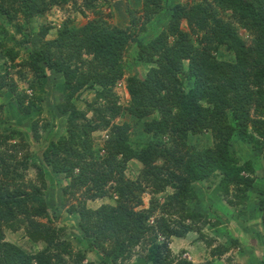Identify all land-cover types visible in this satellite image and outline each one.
I'll use <instances>...</instances> for the list:
<instances>
[{
  "label": "trees",
  "instance_id": "trees-1",
  "mask_svg": "<svg viewBox=\"0 0 264 264\" xmlns=\"http://www.w3.org/2000/svg\"><path fill=\"white\" fill-rule=\"evenodd\" d=\"M70 1L0 0V20L21 36L16 40L2 30L0 53L13 68L23 48L26 57L20 65L31 73L27 81L31 95L6 81L7 72L0 75V89L7 88L14 97L12 115L13 111L23 117L33 110L40 113L41 98L34 93L44 89L46 79L61 76L63 99L54 108L66 122L63 136L51 139L49 132L39 158L35 156L37 161L29 156L23 133L6 132L2 126L8 127V122L0 119V264H126L136 248L142 250V259L134 263L192 264L173 255L170 240L194 231L204 241V226L229 238L228 245L212 249L211 258L223 256L232 247L241 249V237L219 227L227 218L222 220L211 205L203 214L189 204L198 201L197 183L217 180L214 194L221 193L229 206L249 202L254 188L264 229V190L253 186V163L264 149V0L172 5L165 0H141L139 16L127 5L130 25L141 23L140 31L164 8L169 12L166 26L146 43L100 18L77 28L65 24L51 38L47 28L28 29L35 17ZM94 1L81 0L86 9L93 8ZM19 17L22 23H13ZM182 21L188 31L181 28ZM235 23L247 32L248 41ZM129 42L137 46L136 61L152 66L143 79H126L129 105L125 111L142 123L144 133L138 148L130 140V125L116 121L122 107L113 93L124 76L122 57ZM6 43L12 45L6 47ZM221 47L232 60L217 58ZM86 89L94 93V99L80 110L74 100ZM29 128L32 139L39 142L37 119ZM95 132H106L100 148L94 145ZM206 132L212 147L202 145ZM190 137L196 138L194 143ZM234 142L244 145L251 158L241 162L230 150ZM132 160L140 169L135 179H128L126 165ZM43 167L69 179L62 194H82V200L67 209L76 223L72 237L79 242L77 251L63 237L64 227H56L48 216L56 207L45 193L52 184L46 182ZM31 168L38 184L26 179ZM168 190L170 194L160 200L158 196ZM142 195L149 196L148 207L139 209ZM104 198L115 204L97 208L87 204ZM44 218L45 223L39 221ZM4 229L23 231L43 249L25 252L5 239ZM260 239L256 245L262 247ZM89 253L95 260L88 258ZM251 264H264V259Z\"/></svg>",
  "mask_w": 264,
  "mask_h": 264
},
{
  "label": "rangeland",
  "instance_id": "rangeland-1",
  "mask_svg": "<svg viewBox=\"0 0 264 264\" xmlns=\"http://www.w3.org/2000/svg\"><path fill=\"white\" fill-rule=\"evenodd\" d=\"M202 0H165L164 3L166 5H172L175 3H195L201 2ZM127 5L136 9V16L140 15L141 8V0H95L92 3V7L90 9H86L81 0H72L67 5L61 7H52L49 11H47L44 15L35 17L31 21V25L28 29L32 32H37L42 28H47L48 38L51 36H55L56 33L61 29L63 25H68L70 27H80L84 25L88 20L93 18H100L105 21L110 26H115L122 29H128L131 33H133L134 37L142 42H148L154 38L163 28L166 26L169 20V12L166 8L163 9L158 15L154 17V19L146 25L145 31H140L141 23H138L135 27H132L129 22V16L126 12ZM80 12L84 13V16L80 14ZM99 13V14H97ZM225 18H227L225 16ZM228 19V18H227ZM13 23H22V19L19 17L15 19ZM236 28H238L239 34L248 41V34L243 29H240L235 23ZM181 28L185 31H188V26L186 22L182 21ZM4 30L8 35H14L16 40H21V36L14 33L11 25L7 24V22H3L0 20V42L2 39L1 31ZM33 37V36H31ZM35 37L32 38L34 40ZM193 39H196V36H193ZM11 43H6V47L11 46ZM137 46L134 42H129L126 46V49L123 53L122 57V66L124 76L121 80H119L113 88V93L117 97L118 104L122 107L121 114L117 117L118 123L126 122L130 125V140L134 146V148H138L140 146V142L144 140V133L142 132V123L137 121L136 118L126 113L125 108L129 105V95L126 90V79L128 77H137L139 79H143L148 72V70L152 67L149 64L140 63L136 61ZM25 51L20 49L21 58H18L15 61V67H9L10 64L2 57L0 53V75H5L7 72L6 81H10L16 85V90L18 92H25L28 95H31L27 90V81L31 78V73L27 67L21 66L20 62L25 59L26 54ZM217 58L220 60H232L233 58L229 56V54L221 47L217 51ZM184 66L187 67V62H184ZM62 78L61 76H52L48 80H45L44 89H37L34 93L35 96L41 98V102L39 103L41 106L40 113H37L35 110L32 111L30 115L27 117H23L21 114L15 115L13 111L10 109L11 103L14 101L13 95H11L7 88L0 89V119L8 122V127H3L7 131L17 130L23 133L25 140L28 141V154L32 157L33 160H37L39 158V151L44 147V142L46 140L49 132L52 135L51 139H56L57 137L63 135L65 133L66 122L65 117L58 114L56 109L54 108L56 104L62 102L63 92H62ZM187 89V87H186ZM185 89V90H186ZM11 95V96H10ZM94 99V93L90 90H83L79 97L74 100V104L80 110H85L86 102H90ZM13 106V105H11ZM16 112V111H15ZM90 116V114H89ZM37 119L39 123V132L41 134V139L39 142H36L32 139L29 123L33 120ZM20 121V122H19ZM106 132H95L93 133L94 145L96 148H100L105 139ZM202 145L204 147H212L213 141L209 134V132L204 133L201 137ZM190 143H194L196 138L190 137ZM230 150L235 153V155L242 162L245 158H251V153L244 145L234 142L231 145ZM27 151V150H26ZM21 154H24L22 152ZM102 154V152H100ZM37 158H36V157ZM38 161V160H37ZM254 170L255 173L253 178H256V185L261 186L259 188H264V149L262 154L259 155V159L254 161ZM140 165L138 162L132 160L128 162L126 165L125 176L128 179H135L139 172ZM44 177L47 183L52 184V188L48 187L45 191L50 200H53L54 207L56 209H50L48 211V216L52 218L53 224L57 227H64L63 237L72 243L73 251L78 250L79 242L72 237V233L75 231V220L68 214V208L72 204H76L78 200H82V194L77 193L75 196L72 195H64L62 194V189H64L69 184V179L63 176H59L50 172L48 167H43ZM26 179L31 180L32 182L38 184L36 171L35 169L27 170ZM217 180L210 182H203L194 185V188L199 190L197 186L201 187V191H204L205 196L210 193L211 188L215 186ZM170 190L166 193L159 195V199L170 194ZM210 196L214 199L215 194L211 193ZM221 196V195H219ZM143 204L139 209H144L148 207V195H142ZM209 199V198H208ZM223 200V199H222ZM225 200V199H224ZM223 200V201H224ZM88 206L90 208H97L102 204H112L114 205V200H109L107 198L104 199H96L95 201H88ZM223 204V203H222ZM189 208L197 209L201 208L202 213L205 214V207L201 204V202L194 201L189 204ZM226 213V212H225ZM226 213L228 217L231 214ZM251 211L248 212L249 218L241 220V224L239 227L234 225L232 222V226L229 223H226L225 227H220L221 229H231V232L234 235H240V231H244L246 233H252L253 230H258L255 226V221L258 219L255 215L251 214ZM247 215V212H246ZM236 216V213L235 215ZM231 218V217H230ZM40 222L45 223L46 219H39ZM211 221V220H210ZM231 226V227H230ZM237 230L240 233H237ZM202 233L204 234V241L200 240L197 232H189L184 243L177 244L172 241L173 244L170 247L173 255L175 257L181 256L189 260L192 264H251L254 260L264 259V249H261L258 245L254 243L251 238L241 237L243 240L241 249L236 247L230 248V250L224 254L223 256L217 258H211L210 253L212 249H216L218 246H226L228 245V236L224 233L216 232L215 228H210V226L202 227ZM4 236L8 242H11L22 250L29 254H35L39 250L43 249V244H34L27 237L24 236L23 231L12 233L9 230L4 229ZM171 241V240H170ZM196 241L199 243L197 244ZM191 242L194 244L191 245ZM206 242H210L211 246H207ZM190 243V245H187ZM252 248V249H251ZM185 249V250H183ZM142 256V250L140 248H136L133 253L132 258L126 262V264H143L138 261ZM88 258L90 260H95V255L92 253L88 254ZM145 264V263H144Z\"/></svg>",
  "mask_w": 264,
  "mask_h": 264
},
{
  "label": "crops",
  "instance_id": "crops-1",
  "mask_svg": "<svg viewBox=\"0 0 264 264\" xmlns=\"http://www.w3.org/2000/svg\"><path fill=\"white\" fill-rule=\"evenodd\" d=\"M63 135H61V136H63ZM197 185H198V183H197ZM253 186L256 187V188L257 187L258 188L261 187V186H257L256 185V178L254 180ZM197 188L199 189V190L195 189L196 190V194H197V199L201 202V204L205 207V209L208 210V208H207L208 205H211V208L216 210V214H219V215L223 216L222 220H225V218L228 219L227 222L221 221L222 224H220L219 227H223V226L225 227L226 223H229V222H230V224L232 222H234L235 228H236V226L239 227L240 224H241V220H242V223H243L244 219L249 218L248 212L251 211V214L255 215L258 218L254 222L255 226H256V228H258V230H253L252 233H246L244 231H241L242 236H239V235H234V236L236 238H238V237H243L245 235V237L251 238L254 241L255 244H256L257 238L259 237V238H261L260 240L262 242H264V229H263V226H262L261 221H260L261 213H260V211L257 210V204H256V200H255L256 199V194L253 193L254 188H252L251 192H249V194L251 195L250 196L251 200L249 202H243V203H240V204L234 205V206H229L227 204L226 200H224V198L222 197V195L219 196L221 194L219 192H216L214 199L210 196L211 193L214 194L215 186L213 188H211V190H210L211 192L208 193L207 196H205L204 191H201V187L197 186ZM262 190H264V188ZM229 211H230L229 214H231V216H230L231 218L228 217L227 215H225ZM246 212H247V215H246ZM235 213H236V216H234ZM231 226H232V224H231ZM229 230L231 231V229H229ZM187 236L188 235H186L183 238H172L171 241H170L169 246L172 248V246H171L173 244L172 241L176 242L177 244L184 243L185 242L184 240H186ZM196 243L199 244L197 241H196ZM187 245H190V243H187ZM191 245L194 246V244L192 242H191ZM260 248L264 249V245L262 247H260ZM183 250H185V249H183ZM192 263H193V261H192Z\"/></svg>",
  "mask_w": 264,
  "mask_h": 264
}]
</instances>
